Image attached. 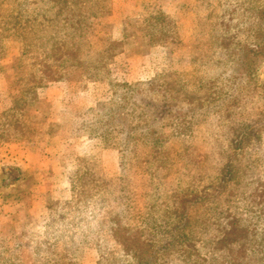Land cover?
<instances>
[{
    "label": "rangeland",
    "instance_id": "374dc122",
    "mask_svg": "<svg viewBox=\"0 0 264 264\" xmlns=\"http://www.w3.org/2000/svg\"><path fill=\"white\" fill-rule=\"evenodd\" d=\"M0 264H264V0H0Z\"/></svg>",
    "mask_w": 264,
    "mask_h": 264
},
{
    "label": "trees",
    "instance_id": "16d2710c",
    "mask_svg": "<svg viewBox=\"0 0 264 264\" xmlns=\"http://www.w3.org/2000/svg\"><path fill=\"white\" fill-rule=\"evenodd\" d=\"M122 171H124V166H123V162L121 161V163H120V176H119V178L118 179H120V177H121V175H122Z\"/></svg>",
    "mask_w": 264,
    "mask_h": 264
},
{
    "label": "crops",
    "instance_id": "0c3cea01",
    "mask_svg": "<svg viewBox=\"0 0 264 264\" xmlns=\"http://www.w3.org/2000/svg\"><path fill=\"white\" fill-rule=\"evenodd\" d=\"M23 164V163H22ZM26 168H29V166L27 165V167ZM40 169V171H41V168H39Z\"/></svg>",
    "mask_w": 264,
    "mask_h": 264
}]
</instances>
